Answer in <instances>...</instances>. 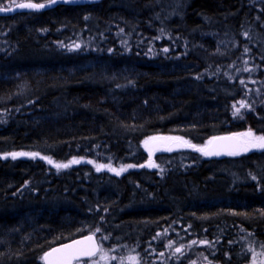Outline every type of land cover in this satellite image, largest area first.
<instances>
[{"label": "trees", "instance_id": "trees-1", "mask_svg": "<svg viewBox=\"0 0 264 264\" xmlns=\"http://www.w3.org/2000/svg\"><path fill=\"white\" fill-rule=\"evenodd\" d=\"M26 1L49 0L0 7ZM229 31L231 66L211 37ZM164 36L185 44L182 55L150 56L146 45ZM249 131L264 136V0L0 15V264H42L46 250L88 233L119 250L115 261L189 264L181 253L196 252L247 263L248 246L264 245V148L221 159L181 148L151 169L142 141L178 134L201 145Z\"/></svg>", "mask_w": 264, "mask_h": 264}, {"label": "rangeland", "instance_id": "rangeland-1", "mask_svg": "<svg viewBox=\"0 0 264 264\" xmlns=\"http://www.w3.org/2000/svg\"><path fill=\"white\" fill-rule=\"evenodd\" d=\"M165 35H167V33ZM211 37L215 40V41L213 40V42L215 46L218 48L219 53L217 55L221 57H226L225 60H228V61L227 63H225V65L228 64L227 66H231L232 60L230 61V59L234 57L233 52L235 50L234 45H232L231 43L232 39L235 38L233 37V34H231L230 31L229 32H219L218 34L212 33ZM146 46L150 50L149 54L151 57H162L165 59L178 58L180 55H182V53L185 51V48H186L184 43H181L180 46H177V44L174 41V38L170 36H164L163 39L157 40L155 42H154V39H152V41L148 43ZM165 49H167V51H165ZM236 54L241 55L238 52ZM234 105H236V103ZM236 108L237 107H235V109ZM233 111L235 112L236 110L233 109ZM242 133L240 132L238 134H242ZM252 136L257 137L254 135ZM240 137L242 138V147L245 145L247 141L251 139V137H246V136H241V135ZM150 138H155V139L161 138L163 140V144L159 150L152 149L151 141L154 139H150ZM211 138L204 141V143L201 145H195L188 138L182 135H178V134L150 135L142 141V145L144 146L146 153L148 155L149 163L147 167L151 169L155 168L154 159L156 158L157 155L161 153H165V152L175 151L181 148H188V147L193 148V149H196L200 154L205 156L203 152L199 151L198 149L205 148L209 144ZM145 142H147V144ZM189 145H195L196 147H191ZM256 149L257 147L254 148V147L249 146L248 151L241 150V153H246V152L253 151ZM105 166H110V165L105 164ZM248 248H250V255L248 258V262L244 264H264V245L260 244L258 247L248 246ZM117 252H119V250L115 251L114 247H112L110 250L109 248L104 247L100 243L99 253L93 259H91L85 264H93L94 261L96 262V264H114V262H116V264H124V263L131 264L129 258L132 256H130L129 254H126L125 256L120 257L119 259H117V261H115L114 256L116 255ZM181 254L186 256L185 262H188L189 264H203L205 262H208L207 257H205L203 254H199L196 252H192V254L191 253L185 254L182 252ZM41 261H42V256H41ZM75 264H81V263L80 261H78ZM135 264H138L136 260H135Z\"/></svg>", "mask_w": 264, "mask_h": 264}, {"label": "snow or ice", "instance_id": "snow-or-ice-1", "mask_svg": "<svg viewBox=\"0 0 264 264\" xmlns=\"http://www.w3.org/2000/svg\"><path fill=\"white\" fill-rule=\"evenodd\" d=\"M51 3H55V0H50ZM20 8H43L45 5L43 4H20L18 5ZM12 9L9 8H2L0 7V11H11ZM167 51V49H165ZM242 106L243 105L242 103ZM235 107V106H234ZM239 109L237 108L236 111L233 113V115H236L239 113ZM241 136H246V137H251L249 141L245 143V145L242 147L243 151H248V147H258V148H264V136H259V137H253L251 131L247 133H242L239 134ZM150 139H155V138H150ZM227 139V138H224ZM147 144V142H145ZM211 143V141L209 142ZM191 147H196L195 145H189ZM199 151L203 152L204 155H219L220 152H212V151H206L204 148L198 149ZM227 150V149H226ZM228 154L230 155H236L238 154L236 151H228ZM13 157L17 155H29L26 153H13L11 154ZM33 156L38 155L37 153L30 154ZM79 161L73 160L70 163H78ZM49 163H52L51 160H49ZM58 169L59 168H67L69 164H56L55 165ZM152 166V165H150ZM105 167V165H98L97 170L99 171L101 168ZM112 171H116L115 169H112ZM119 174V172H117ZM100 229H97V232H99ZM103 239H107V237H103ZM84 241H88L90 243L85 244ZM84 241H73L72 244H66L63 245L62 248H57V249H52L51 252H47L44 254V259L46 261V264H73V261H79L81 257H91L94 256L97 251L98 247L95 244L94 237L93 236H88L84 238ZM195 243V242H193ZM177 252H180V249H176ZM131 264H135V258L130 257L129 258ZM93 264H96L94 261Z\"/></svg>", "mask_w": 264, "mask_h": 264}, {"label": "water", "instance_id": "water-1", "mask_svg": "<svg viewBox=\"0 0 264 264\" xmlns=\"http://www.w3.org/2000/svg\"><path fill=\"white\" fill-rule=\"evenodd\" d=\"M98 1H100V0H55V3H51L50 0L46 1V2H40V3L32 2V1H26V2H21V3L15 4L13 6H10V8L12 9L11 11H0V15H11V14L18 13L21 11H31V10L41 11V10H46V9L52 8L58 4H86V3L91 4V3H96ZM20 4H43V5H45V7H43V8H27V7L20 8V7H18V5H20ZM2 8H9V7H2ZM245 133H247V132H245ZM224 138H227V139H224ZM210 141H211V143H209L204 149L206 151H212V152L219 151L220 154L219 155H215V154L214 155H205V157L207 159H210V158L211 159H221L225 156L230 155V154H228V151H236L238 154L241 153L242 138L237 133H224V134L215 135L214 137L211 138ZM162 144H163V140L161 138H157V139H154L151 141V147L153 150H159L161 148ZM258 149H260V148H258ZM238 154H236V155H238ZM88 236L94 237L95 244L98 247V251L94 255V256H96L100 250L99 241H98V239L94 233H88V234H85V235H82V236H79V237L73 238L71 240H68V241H65V242H62V243H59V244L52 246L51 248H49L48 250H46L42 254V257H44L45 253L51 252L52 249L62 248L63 245L72 244L73 241H84V238L88 237ZM84 243L88 244L90 242L84 241ZM94 256L81 257L79 259V261L91 259ZM75 262H78V261H73V264H75ZM42 263L46 264V261L44 259H42ZM203 264H217V263L205 262Z\"/></svg>", "mask_w": 264, "mask_h": 264}]
</instances>
